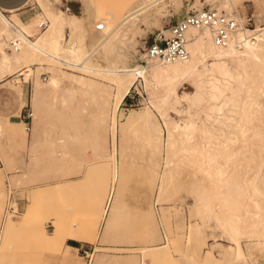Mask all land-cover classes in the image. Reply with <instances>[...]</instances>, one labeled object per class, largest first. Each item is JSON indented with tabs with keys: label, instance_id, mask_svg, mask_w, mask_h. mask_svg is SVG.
I'll use <instances>...</instances> for the list:
<instances>
[{
	"label": "rangeland",
	"instance_id": "374dc122",
	"mask_svg": "<svg viewBox=\"0 0 264 264\" xmlns=\"http://www.w3.org/2000/svg\"><path fill=\"white\" fill-rule=\"evenodd\" d=\"M234 1L241 16L252 12L257 25L264 20V0ZM42 4L53 13L62 10L80 18L84 13L82 0H43ZM42 4L28 0L26 7H32L34 14L26 20L20 18L29 22L30 27L24 30L29 38L35 39L46 28L36 25L42 16L50 22ZM223 4L227 0H165L160 13L139 16L130 37L127 65H145L150 70L155 61L146 58V46L158 31L167 33L168 24L187 10L226 9ZM66 5L70 9H65ZM7 42L3 48L12 53ZM85 51L82 48L77 55ZM63 56L72 58L68 52ZM89 59L94 66L103 67L99 56ZM54 62L40 54L31 56L23 64H15L11 74L0 82V116L6 118V113L20 105L12 97L10 85H14L22 88L25 102L19 114L10 117L23 119L30 130L32 118L36 115L38 120L35 145L32 137L21 133V127L13 135L8 133L6 120L2 119L6 131L0 134V264H264L263 71L249 67L256 81L254 88L261 87L253 95L263 103L262 110L257 112L254 106L252 112L241 110L242 100L227 98L229 89H236L235 84L226 87L220 82L215 91L207 89L208 94L196 103L191 114L185 113L184 100L176 104L178 113L168 106L161 109L179 124L194 122V130L188 128L187 134L174 135L172 146L157 147L148 141L143 123L124 131L123 136L119 131L115 137L111 135V78L88 76L83 70ZM52 68L56 73L60 69L93 80L71 83L64 79L33 109L29 100L36 78L39 87L46 88ZM23 69L24 75H19ZM42 71L48 74L45 79ZM9 79L7 85L3 83ZM197 81L196 76L191 77L181 82L178 90L192 91ZM154 90L155 86L147 90L141 76L134 80L129 90L134 97L127 94L128 99L124 98L115 112L116 130L124 116L134 110L145 116L155 134L156 126L164 120L160 114L163 112L152 104H157ZM222 101V109L218 110ZM27 111L33 117L27 116ZM208 140L212 159L224 168L227 182L218 180L217 175L209 180L201 169L206 162L199 148ZM91 162L94 164L85 166ZM83 168L79 181L66 177ZM112 183L115 188L119 185L118 194H108ZM108 195L111 202L107 211L115 201L116 207L111 225L102 236L105 221L100 220L99 211ZM201 203L207 205L204 211L199 209ZM10 204L17 209L15 212L9 209ZM92 230L97 232L96 238ZM68 238L80 240V247L72 248L66 243ZM91 254L102 257L91 260Z\"/></svg>",
	"mask_w": 264,
	"mask_h": 264
},
{
	"label": "bare ground",
	"instance_id": "6f19581e",
	"mask_svg": "<svg viewBox=\"0 0 264 264\" xmlns=\"http://www.w3.org/2000/svg\"><path fill=\"white\" fill-rule=\"evenodd\" d=\"M164 1L165 0H82L84 13L80 18L74 14L66 15L62 10L57 11L58 13H53L46 8V5H43L44 3L42 4L43 0H36V2H39L44 8H46L50 17V22L47 23L46 28L39 33L40 35L35 39L29 38L27 32H25L26 29L30 27L28 21L27 23H24V21L22 22L15 12H10L12 15L7 17L2 11H0V82L6 74H11L15 64L22 63L23 61L28 60L29 57L39 54L60 64L63 63V65L67 66L69 69L77 68L81 71L83 70L88 76L94 77L102 75L103 77L106 76L107 78H111L114 86L111 93H109L110 97L108 98L111 103L108 106H111L110 108L113 113V116H110L112 129L111 135L115 137L116 131H119L123 136L124 131H127L138 123H143L148 141L156 144L157 147L162 146V144L163 146L165 144L172 146L175 142L173 139L174 135L180 136L181 134L186 133L185 130L188 128L194 130V122H187L184 118L185 121H183V123L181 122L182 124H179L178 122L173 121L171 116L166 112H163L161 109L168 106L169 109L175 110L178 113L179 111L176 108V104L184 100L186 102V107L184 108L185 113L191 114L192 109L197 106L196 103L202 101L208 94L207 89L215 91L220 85V82H223L226 87L229 85L233 87L235 84L236 89H229L230 94L227 98L233 102L242 100L243 105L240 108L241 110L248 109L252 112L251 107L253 106L257 109V112L258 109L262 110L261 105L263 103L260 104V102L256 100V96L253 95L254 93H259L261 87L254 88L256 81L251 78L249 67H252L254 71L264 72V37H261L258 41L247 42L242 47L222 48L216 46L212 42L208 28L197 30L191 27L188 32H193L195 35L187 41L189 54L186 59L159 62L158 60L149 57L146 53V58L155 61L150 70H147L148 68L145 65H127L129 58L128 48L131 47L130 37L132 31L136 28L135 25L139 20V16H143L147 13H150L151 15L160 13ZM176 1L177 0H174V2ZM223 7L228 11H231V8H233L234 11L236 10V3L234 0H227V4H223ZM36 17L37 16H35V18ZM19 24L22 27L18 28L17 25ZM65 29H68V34L65 33ZM12 32L15 35L20 36L23 43L19 49L15 50L11 48L12 53H7L5 52L3 45L9 40ZM82 40L83 42H81ZM62 41L64 42L62 43ZM82 48H85L87 51L81 56H78L77 54ZM67 52L72 58H65L63 56V53L65 54ZM92 55H97L101 58V61L103 62L101 65H103V67H96L91 63L89 57ZM28 62L29 61H27V63ZM53 69L54 68H52V70ZM24 71L25 69L19 71V74ZM57 72L58 73L53 70V74L50 76L46 88L39 87V82L36 78L35 84L32 87V95L29 100L33 109H35L43 95L50 91V89H58L64 79L70 80L71 83H81L85 80H93V78L90 79L87 76L86 78L67 73L60 69L57 70ZM262 75L264 78V73ZM138 76H141V78L144 79L148 91L151 90L153 86L157 89L153 91L154 96L157 93L156 100H154L157 101V104L155 102H152V104L159 112H163L160 114L164 120V124L156 126L155 134H152L148 125V120L145 116L134 110L124 116L123 123L120 124L119 130H116L117 121L115 119V112ZM194 76H196V79L198 80L197 87L192 91L182 90L180 92L178 90L179 84L181 82L189 81L190 78ZM233 81H235V83H233ZM9 82L10 79L3 83L6 84ZM2 86L4 85L2 84ZM10 86H12L11 88H13L14 91L12 92V97L17 100L20 105L18 106L17 103L18 107L16 110L11 111L10 114L6 113V118H3V120H6L5 124L7 125V129L14 134L17 133V128L21 127V133L32 137L34 144L35 130L38 127V120L35 117L36 115L33 117V113H31L33 117L32 130L27 129L22 121H14L11 119L10 115L16 116L19 114V110L25 100L22 98L23 91L20 86ZM65 88L67 87L65 86ZM106 95L107 94H105L104 97ZM105 103L108 104L107 101ZM223 103L224 101L218 105V110L222 109ZM2 130H4L3 122L0 118V134L2 133ZM179 136H176V138ZM205 144L206 145H202V147L199 148L200 156L206 162L205 165H201V169H203L202 171L208 176L209 180H211L214 175H217L218 180L224 181L226 177L224 174L225 171L223 170L224 168L217 166L213 161V156L209 152V148H211L208 146L209 140ZM119 151L121 152V149ZM115 152L116 149L114 148L113 153ZM115 155L113 158H110L114 159ZM123 155L124 154H122V156ZM123 165L124 164H122V166ZM119 167H121V165ZM226 180L225 182H227ZM114 183H112V185ZM119 183L120 181H118V184ZM117 186L115 188L113 185L108 194H118ZM110 195H108L104 207L99 211L100 220L103 219L105 221V228L102 236L106 234V231L111 225V218L114 212L113 208L116 207V201H113V205L111 203L110 210L107 211L109 208L108 201L111 202ZM116 198L115 200H117ZM204 208H207V205L202 204L199 209L204 211ZM9 218L10 216L5 218V223L9 221ZM100 220L98 218L96 221H99L98 223H100ZM91 232L93 238H96L97 232H95V230H92ZM92 255L93 254H91V260L95 259L98 261L102 257V255L96 254L95 256L93 255V258Z\"/></svg>",
	"mask_w": 264,
	"mask_h": 264
},
{
	"label": "built area",
	"instance_id": "2783aa9c",
	"mask_svg": "<svg viewBox=\"0 0 264 264\" xmlns=\"http://www.w3.org/2000/svg\"><path fill=\"white\" fill-rule=\"evenodd\" d=\"M65 9H70L69 5H66ZM48 21L47 17L42 16L37 22V27L43 29ZM191 27L197 30L208 28L212 42L222 48L242 47L247 42L258 41L264 37V20L257 25L252 12L241 16L236 10L200 7L191 11L187 10L174 18L167 26V33L158 31L146 46L147 55L159 62L186 59L189 54L187 41L195 35L193 32H188ZM8 43L10 49L17 50L23 40L20 36L14 35L9 38ZM40 74H44V79L48 75L43 71ZM19 75L23 76L24 74ZM128 94L130 97H134L130 91ZM26 114L32 116L29 111ZM29 126L26 123L27 129ZM9 209L13 212L17 210L12 204L9 205Z\"/></svg>",
	"mask_w": 264,
	"mask_h": 264
},
{
	"label": "crops",
	"instance_id": "0c3cea01",
	"mask_svg": "<svg viewBox=\"0 0 264 264\" xmlns=\"http://www.w3.org/2000/svg\"><path fill=\"white\" fill-rule=\"evenodd\" d=\"M27 5H28V0H0V11H2V12L6 11V13L16 12V14L19 16V18H21L22 20H26L32 14H34V10L31 9L32 7H26ZM0 118L3 119L4 117L0 116ZM12 120H14V121L20 120L24 124H26L23 119H12ZM5 131L6 130H4L3 132H5ZM7 132L10 133L11 135L14 134L11 131H9L8 129H7ZM39 134H41V133H39ZM57 139H59V138H57ZM50 140L52 142V140H54V139L51 138ZM39 143H42V142L39 141ZM34 144L36 145V139L34 140ZM93 161L97 162L99 160H93ZM94 162L87 163L85 166L92 165V164H94ZM83 173H84V168L82 170H80L79 172L70 174L66 177H69V179H75V181H79L81 178H83L82 177ZM82 190L84 192L85 187H83ZM79 242H80V240L73 239V238H68L66 240V243H68L72 248H79L80 247Z\"/></svg>",
	"mask_w": 264,
	"mask_h": 264
},
{
	"label": "trees",
	"instance_id": "16d2710c",
	"mask_svg": "<svg viewBox=\"0 0 264 264\" xmlns=\"http://www.w3.org/2000/svg\"><path fill=\"white\" fill-rule=\"evenodd\" d=\"M125 99H128L127 95L124 97Z\"/></svg>",
	"mask_w": 264,
	"mask_h": 264
}]
</instances>
